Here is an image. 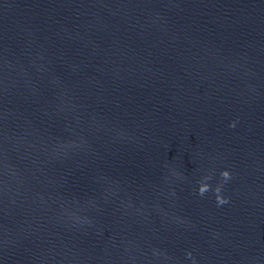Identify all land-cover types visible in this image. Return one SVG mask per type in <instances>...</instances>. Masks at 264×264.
<instances>
[{
  "label": "water",
  "instance_id": "water-1",
  "mask_svg": "<svg viewBox=\"0 0 264 264\" xmlns=\"http://www.w3.org/2000/svg\"><path fill=\"white\" fill-rule=\"evenodd\" d=\"M189 251L264 264V0H0V264Z\"/></svg>",
  "mask_w": 264,
  "mask_h": 264
},
{
  "label": "clouds",
  "instance_id": "clouds-1",
  "mask_svg": "<svg viewBox=\"0 0 264 264\" xmlns=\"http://www.w3.org/2000/svg\"><path fill=\"white\" fill-rule=\"evenodd\" d=\"M236 123L237 121H232L229 126L235 127ZM173 174L177 176L182 175L181 173H178L175 171H173ZM220 177H221L222 182L218 183L214 189H213L212 184L210 183V181L213 179L212 174H207L203 176L200 181H198V184H199L198 194L200 196H204L209 191H214L218 206L224 205L229 202V198L223 195V187H224V184L227 183L232 178V173L230 172V170L224 169L220 172ZM173 195H175L174 192H173ZM187 256L192 258L193 264H195V258L193 257L190 251L187 253Z\"/></svg>",
  "mask_w": 264,
  "mask_h": 264
}]
</instances>
